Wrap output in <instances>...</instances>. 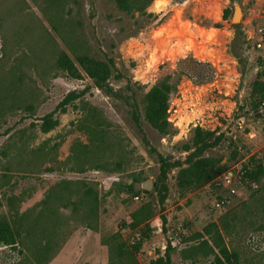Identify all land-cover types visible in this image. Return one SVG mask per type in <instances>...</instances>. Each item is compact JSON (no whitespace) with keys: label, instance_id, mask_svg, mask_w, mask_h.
I'll list each match as a JSON object with an SVG mask.
<instances>
[{"label":"rangeland","instance_id":"374dc122","mask_svg":"<svg viewBox=\"0 0 264 264\" xmlns=\"http://www.w3.org/2000/svg\"><path fill=\"white\" fill-rule=\"evenodd\" d=\"M233 1L153 0L147 10L165 8L162 22L149 26L142 21L148 25L146 30L124 36L120 27L131 31L135 18L119 12L114 0H0V214L9 217L17 211L15 214L25 215L22 232L35 224L24 236L33 249L0 243V264H34L33 251L45 241L49 245L45 264H120L124 258L114 255L110 245L121 243L133 252L126 264H147L163 254L162 243L170 240L177 248L172 264H212L211 255L183 256L188 245L195 243L189 238L211 222L221 227L239 264H264V231L259 229L264 222L262 191L255 192L256 188L245 183L217 208L211 182L181 189L174 169L168 174L166 190H158L156 183L157 152L171 160L183 159L186 153L179 147L190 141L196 124L225 133L227 139L215 151L233 172L244 157L264 164V115L252 116L249 105L251 82L258 65L264 64L248 39L260 0H239L242 15L237 23L242 25L246 41L236 51L245 63L243 75L230 48L235 23L231 17L222 19L225 8L233 12ZM214 23L221 26L214 27ZM110 43L116 44L113 52ZM58 49L71 57L82 50L100 59L110 54L126 67L134 61L133 75L142 82L159 79L163 73L160 64L173 63L187 53L209 61L216 75L203 84L187 78L180 81L169 99L168 120L176 128L173 135H160L142 122L155 148L152 151L122 101L105 95L89 77L70 78L56 67ZM111 82L115 87L123 85L115 78ZM82 89H86L84 96L69 103L66 110L59 109L58 103L68 92ZM83 102L99 109L106 142L103 152L93 149L88 154L92 164L77 170L71 162L74 148L81 149L96 138L85 128L90 121ZM238 108L237 121L234 112ZM47 114L58 122L44 132L41 123ZM95 163L101 165L93 167ZM147 179L155 181L149 194L140 186ZM81 180L99 192L97 221L90 222L96 229L86 224L90 220L84 216L87 207L72 205L61 190L62 184L71 181L69 199L75 201V188ZM49 193L47 203H42ZM9 196L16 197L13 204H9ZM135 210L140 219L133 227L131 213ZM223 222L229 223L227 230ZM116 233L119 237L114 244L109 240Z\"/></svg>","mask_w":264,"mask_h":264},{"label":"trees","instance_id":"16d2710c","mask_svg":"<svg viewBox=\"0 0 264 264\" xmlns=\"http://www.w3.org/2000/svg\"><path fill=\"white\" fill-rule=\"evenodd\" d=\"M152 1L153 0H114L115 7L119 12L131 18H135L132 23L133 26H135L134 29L126 31L127 29L121 26L119 32H126L124 36H131L139 31L146 30L148 25L156 26L161 23L166 16V10L165 8L151 11L147 10V7ZM176 1L182 2L184 0ZM231 15V9L225 8L222 19L226 20L230 18ZM142 21H145L148 25L142 23ZM213 26L220 27L221 25L219 23H214ZM232 26L234 36L231 40L230 48L232 54L237 58L238 64L241 65L240 71L241 75H243L245 63L236 49L239 48L240 42L246 41V34L241 24L235 23ZM110 48V52H113L116 48V44L110 43ZM259 62H262V60L258 61V63ZM55 65L70 78L79 79L83 75L89 77L93 85L105 95L122 101L128 107L130 118L141 133L142 141L152 151H155V148L151 146L142 128V122H146L160 135H173L176 132V128L173 126L172 122L168 120L169 99L178 90L180 81L183 78H187L195 84H203L212 81L216 75V71L209 61L196 59L190 53L179 56L173 63L164 62L160 64L159 69L163 73L159 79L153 82H142L134 77L133 73L136 71V63L134 61H130L128 67H126L123 64L117 63L115 57L110 54H107L105 59H100L82 50L75 52L74 57H71L65 50L58 49L55 57ZM112 78H115L119 82H123V85L115 87L111 82ZM85 92L86 89L68 92L58 103L59 109L61 111L66 110V106L69 103L84 96ZM263 101L264 64L262 63L258 65V71L250 86L249 105L252 116H256V113L260 112L259 107ZM82 108L85 110L86 119L90 121V124L88 123L85 128L96 138L91 140L89 144H82L81 149L78 147L74 148L71 162L73 161L77 170H84L87 168L85 165L92 164L89 162L88 154L93 152V149L95 151L98 149L100 152H103L105 148L103 143L106 142L104 130L101 127L103 120L99 109L88 102H83ZM239 108L241 107L239 106ZM239 108L234 112L237 121L240 119ZM263 112L264 107L261 111V115H264ZM42 120L41 129L44 132L52 129L58 122L57 119L51 118V114L44 115ZM226 139L227 136L225 133L219 132L216 129H205L196 124L193 126L190 141L183 143L179 147L181 151L186 153L183 159L171 160L169 156L157 152L158 174L156 183L158 185V190H161V188L166 190L168 174L174 169H176V174L174 176L176 183L184 190H190L201 185L209 184L214 179L225 175L231 170V167L227 162H221L222 157L217 155L215 150L221 142ZM91 146H93V148H91ZM93 156L97 157V155ZM234 156L235 153L232 154V157ZM249 161L254 162V165L250 170L244 166L242 176L250 181L259 183L258 188L254 189V191H262L264 195V183H261L264 179V164L255 161L253 157H250ZM100 165V163H95L93 167H99ZM79 182L80 186L77 185L75 188V193L77 194V199L75 201L69 199V195L73 191L68 184L71 183V181H66L62 184L61 190L67 194L65 200L71 202L72 205H84L87 207L84 216L87 220H90L87 221L86 224L96 229L97 226L92 225L90 222L94 221V224H96L97 221L100 202L99 192L96 188L88 185L87 181L81 180ZM74 184H76V182H74ZM126 187L130 188L131 186L126 185ZM49 195L50 193L41 202L47 203ZM15 198V196H9L7 198L9 204H13ZM16 212L17 211H15V213ZM15 213H11L9 217L8 215L0 214V243L11 246L18 243L21 244L23 248L31 250L33 248H30V244L28 245L24 236H26L27 233H31L35 224H33L32 227H27L26 232H22L20 225L25 215H18ZM15 216H17V219L14 218ZM131 218V225L134 227L139 223L140 219L138 210L131 213ZM33 221L35 222L36 220L33 219ZM222 227L227 230L230 225L228 222H223ZM28 228L30 229L28 230ZM259 229L264 231V222L260 224ZM117 237H119L118 233L111 236L109 241L112 240L115 244ZM189 240L195 241V243L189 244L188 249L183 251V256L185 258L192 257L196 259L199 256L207 257L211 255L212 264H239L237 252L228 247L224 241L221 227L215 222H211L204 226L202 231L196 232ZM48 247V241L47 244L45 241V245L33 251L34 264H45V262H47L49 257L48 259L45 257V252L48 251ZM134 248L135 252H137L138 246ZM42 249L44 250V254L42 252L40 255L39 251ZM110 249L114 251V255L118 258L123 257L125 259H123L120 264H126L127 260L132 258L133 252H129L128 247L123 243L117 245V247L110 245ZM176 251V243L170 240L167 242L163 254L151 259L147 264H172V255Z\"/></svg>","mask_w":264,"mask_h":264},{"label":"built area","instance_id":"2783aa9c","mask_svg":"<svg viewBox=\"0 0 264 264\" xmlns=\"http://www.w3.org/2000/svg\"><path fill=\"white\" fill-rule=\"evenodd\" d=\"M256 24L252 29V35L248 37L253 42L254 47L259 50L260 56L264 61V0H260L259 5L256 9ZM264 107V101L261 103L259 107V111L261 112ZM243 158L242 162L239 165V169L235 172L228 171L222 177H218L214 179L210 184V193L214 195V202L213 205L215 207L222 206L225 202H228V198L231 195L238 193V187H244L245 183L249 184L252 188H257V183L255 181H250L247 178L242 176V170L244 166L250 170L254 162H250L249 158ZM255 160V159H254ZM258 160V159H257ZM256 161V160H255ZM244 194V191H242ZM162 247L165 248L166 244L162 243Z\"/></svg>","mask_w":264,"mask_h":264},{"label":"water","instance_id":"95a60500","mask_svg":"<svg viewBox=\"0 0 264 264\" xmlns=\"http://www.w3.org/2000/svg\"><path fill=\"white\" fill-rule=\"evenodd\" d=\"M242 15V9H241V4L239 0H234L233 1V12L231 16V21L233 23H237L239 19L241 18ZM264 113V112H263ZM261 112L256 113V116H260ZM140 186L143 189V192L146 194H149L150 191L154 188L155 186V181H151L149 179L143 180L140 184Z\"/></svg>","mask_w":264,"mask_h":264}]
</instances>
